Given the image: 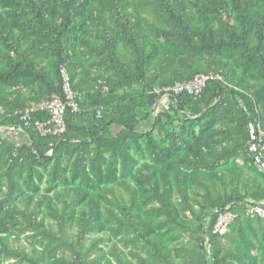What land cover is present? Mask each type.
I'll return each mask as SVG.
<instances>
[{"label":"trees","instance_id":"16d2710c","mask_svg":"<svg viewBox=\"0 0 264 264\" xmlns=\"http://www.w3.org/2000/svg\"><path fill=\"white\" fill-rule=\"evenodd\" d=\"M0 6L14 18L0 11V127L24 132L0 139L1 262L181 264L160 235L182 225L181 212L197 222L196 244L180 252L188 256H180L183 264L264 262V220L243 214L246 201H264L259 148L248 145L251 127L264 129V0H0ZM60 68L84 112L67 111L66 132L42 137L23 126L20 113L62 97ZM196 75L222 79L209 81L198 98L172 97L143 132L164 96L152 91ZM179 112L189 117L180 130L168 129ZM44 117L36 113L31 121ZM240 159L241 166L234 164ZM227 208L238 216L224 236H213ZM25 233L47 251L19 243ZM113 238L126 248L139 243L152 259L114 243L102 250Z\"/></svg>","mask_w":264,"mask_h":264},{"label":"built area","instance_id":"2783aa9c","mask_svg":"<svg viewBox=\"0 0 264 264\" xmlns=\"http://www.w3.org/2000/svg\"><path fill=\"white\" fill-rule=\"evenodd\" d=\"M59 75L61 80V89L62 97L54 98L51 100L43 101L33 107L24 109L20 113V120L23 122V126L28 128L32 126L34 130L42 137H59L66 132V125L64 121V116L67 111L74 115H78L84 112L80 107L79 95L74 92L71 86L70 77L65 68L59 69ZM220 75L215 76H203L196 75L192 80L187 82L175 83L174 85L163 88L161 90L154 89L153 94L160 95L163 94L160 101L153 107L157 108V105L161 103L163 99H168L171 101V98L179 94H187L194 98H198L203 90L206 88V85L211 80H221ZM100 90L103 94L108 93V87L104 81H99L98 83ZM169 105L165 107L168 110ZM41 113L45 117L44 119H39L31 121V116L33 114ZM96 118L102 116L101 110L95 111ZM22 128L15 127H0V139L6 137H11L13 135L23 134ZM250 142L248 145L251 150L254 152L256 147L259 148V154L255 157V163L259 171L264 173V129L260 127L259 124L252 126L250 129ZM244 216L248 218H255L258 220H264V201L254 203L252 201H246L244 205ZM238 213L230 210L229 208L225 209L223 212L219 213L215 224L211 230L213 236H224L229 227L236 220ZM204 247L206 248L207 254H211V249L208 246V239L204 238Z\"/></svg>","mask_w":264,"mask_h":264},{"label":"rangeland","instance_id":"374dc122","mask_svg":"<svg viewBox=\"0 0 264 264\" xmlns=\"http://www.w3.org/2000/svg\"><path fill=\"white\" fill-rule=\"evenodd\" d=\"M0 11L3 13L4 16L7 17V13H9L10 10H9V7H7V6H3V7L0 6ZM7 18L10 21H14L13 17H7ZM231 63L237 65L238 61H236V59L233 58L231 60ZM44 64H45V67L47 69L51 70V65L52 64H51V59L49 57H46L44 59ZM133 88L136 89V90H139V87H137V86H133ZM123 91H126V92L130 93L133 90L125 88ZM167 105L170 106L171 105V101H169L168 99H163L161 101V103H159L157 105L156 109L153 108L151 110V118L148 119L147 121L143 122L141 124V126H140V129L143 132L150 131L152 129V125H153L154 119L160 113V111L166 110L165 107ZM187 117H189L188 113L179 112V115L177 117H175L174 119H172V124L171 125L167 124L168 125L167 126L168 129H172L173 127H175L176 131L180 130L181 127H182V124L180 123V121H184V119L187 118ZM198 130H199V128L196 125L195 126V131L198 132ZM154 134H155L156 139L158 141H160V142L166 141L165 135H163V134L162 135H158L156 131L154 132ZM18 137H21V135H13L12 136V138H14V139H18ZM130 153L133 154L132 150L130 151ZM133 157L139 161L138 163H142L143 160L145 159L143 157L142 158L137 157L134 154H133ZM235 163L238 166L242 165L241 159L235 161L234 164ZM40 186H41L40 195L41 194L45 195L44 193H46V191H47L46 184L42 183V184H40ZM25 190L28 192V189H25ZM42 215L46 216V213H45L44 209L42 210ZM179 217H180V220L183 222L182 225H180L178 228L172 227L171 229H169L166 232H161L160 235L164 238L165 243L171 249L172 257L175 259L176 263L183 264L180 256H183V255H185V257H188V256L185 254L186 252H184V253H180V252H182L183 250H186V251L190 250L196 244L197 235H196L195 231H196L197 222L193 218H191L187 213H184V212H181ZM46 222L47 223H51V221L48 220L47 217H46ZM206 224H207V221H205L204 225L206 226ZM70 232L73 233L74 229H71ZM92 237L93 236H91L89 238H92ZM111 240H112L111 243H108L106 246L102 247L101 249L104 250V251H108L110 246H111V244L114 243V244H117V246H119L125 252L137 251V252L145 254L150 259H152L151 256L147 253L146 249L141 248L139 243H134V244H132V245H130L129 247L126 248V247L122 246L121 243H119V238H113ZM18 242L21 243L22 245L28 246L30 248H37L39 251H47V249L45 248L46 243L42 242L39 239L33 240L29 233H25L23 235H20L19 238H18ZM58 256L59 257L67 256V254L66 253H63V254L59 253ZM0 264H14V261H4V262L0 261ZM259 264H264V262L263 263L260 262Z\"/></svg>","mask_w":264,"mask_h":264}]
</instances>
